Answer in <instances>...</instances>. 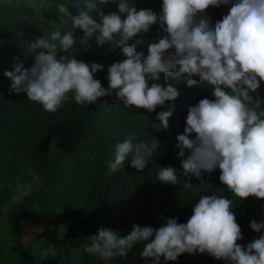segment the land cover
I'll use <instances>...</instances> for the list:
<instances>
[{
	"label": "trees",
	"instance_id": "1",
	"mask_svg": "<svg viewBox=\"0 0 264 264\" xmlns=\"http://www.w3.org/2000/svg\"><path fill=\"white\" fill-rule=\"evenodd\" d=\"M43 1L0 0V262L264 264V87L157 2ZM166 5L264 57V0Z\"/></svg>",
	"mask_w": 264,
	"mask_h": 264
},
{
	"label": "rangeland",
	"instance_id": "2",
	"mask_svg": "<svg viewBox=\"0 0 264 264\" xmlns=\"http://www.w3.org/2000/svg\"><path fill=\"white\" fill-rule=\"evenodd\" d=\"M31 4L40 9L42 12L49 15L51 18L56 20L66 19V12L63 8L56 6L50 2L43 0H30ZM141 1V0H140ZM143 2L149 4V2L158 3L160 7L154 6L153 10L156 14L172 18L179 24H183L190 31L191 34L201 42V44L209 49L215 54L216 60L222 65L230 70L235 75L249 80L258 91L262 90L264 87V57L261 54L250 52L245 49L240 44H237L233 40L225 37L215 28L202 22L195 15L189 14L188 12L175 13L176 11H169L166 3L169 0H142ZM160 9V10H159ZM141 22H136L138 25ZM132 202L131 200L129 201ZM130 203L124 205L123 207L116 210V213H120L128 206ZM33 229H28L25 232V242L30 243L36 236L37 231L41 230L43 227V220L40 216H37L36 221L33 223ZM6 245L9 242L5 243ZM3 255H7L6 250H3ZM9 257V256H8ZM0 262V264H16L17 262Z\"/></svg>",
	"mask_w": 264,
	"mask_h": 264
}]
</instances>
